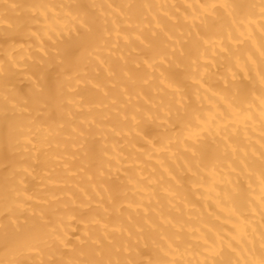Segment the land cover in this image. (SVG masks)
I'll list each match as a JSON object with an SVG mask.
<instances>
[{
	"label": "bare ground",
	"instance_id": "bare-ground-1",
	"mask_svg": "<svg viewBox=\"0 0 264 264\" xmlns=\"http://www.w3.org/2000/svg\"><path fill=\"white\" fill-rule=\"evenodd\" d=\"M0 264H264V0H0Z\"/></svg>",
	"mask_w": 264,
	"mask_h": 264
}]
</instances>
